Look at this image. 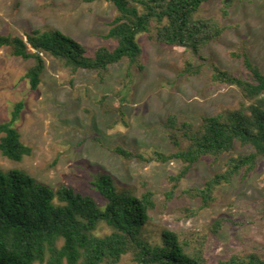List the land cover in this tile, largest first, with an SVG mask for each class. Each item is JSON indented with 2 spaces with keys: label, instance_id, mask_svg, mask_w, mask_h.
<instances>
[{
  "label": "rangeland",
  "instance_id": "1",
  "mask_svg": "<svg viewBox=\"0 0 264 264\" xmlns=\"http://www.w3.org/2000/svg\"><path fill=\"white\" fill-rule=\"evenodd\" d=\"M116 14L115 5L108 1L0 0V34L25 37L34 29H60L93 53L102 45L115 47V41L105 35ZM200 15L219 19L229 29L202 50L206 59L195 62L204 63L198 74L185 71L186 61L193 56L189 48L160 43L154 33L141 34L145 68H132V81L126 78L127 60L112 65L103 80L96 70L74 73L60 60L46 56L42 83L33 90L25 74L34 61L0 47V123L9 121L15 104L23 101L15 126L22 141L33 148L21 161L0 152V168L27 170L54 189L71 185L93 196L101 207L107 200L92 181L107 173L120 192H155L158 205L144 227V236L152 243L162 242L164 229L209 231L215 220L225 218L228 221L222 230L208 243L210 264L237 252L264 256V158L257 161L249 178L239 176L220 186L212 205L196 215L183 212V208L201 204L198 198L183 194L185 189L202 187L226 169L230 156L254 148L238 145L219 160L203 158L180 182L171 202L166 195L173 184L169 176L181 171L182 161L126 159L115 151L122 145L146 157L155 151L169 153L176 149L167 126L171 115L198 126L203 117L250 103L239 87L214 83L209 63L245 77L242 58L233 55L244 51L264 72V0H234L230 7L225 0H210ZM108 232L110 228L103 224L100 233ZM117 264L139 263L128 253Z\"/></svg>",
  "mask_w": 264,
  "mask_h": 264
},
{
  "label": "trees",
  "instance_id": "2",
  "mask_svg": "<svg viewBox=\"0 0 264 264\" xmlns=\"http://www.w3.org/2000/svg\"><path fill=\"white\" fill-rule=\"evenodd\" d=\"M87 1L115 5L117 14L105 35L115 41V47L102 45L92 53L60 29H34L25 37L0 34V47H8L13 56L34 61L25 74L33 90L42 83L46 56L60 60L74 73L80 69L96 70L103 80L112 65L127 60L126 78L132 81V68H145L138 39L141 34L154 33L160 43L189 48L193 56L186 61L185 71L198 74L204 63L195 62L206 59L202 50L229 29L219 19L200 15L210 0ZM233 1L225 0L226 7ZM233 55L242 58L246 76L209 63L211 78L216 84L239 87L249 100L248 105L203 117L198 126L186 120L180 122L176 115H171L167 126L176 149L169 153L155 151L146 157L122 145L115 147L126 159L184 163L178 174L169 176L173 184L166 194L168 202L177 196L180 182L203 158L219 160L238 145L254 148L253 152L230 156L226 169L215 173L202 187L183 191L201 202L196 208H183L188 216L212 205L223 184H231L239 176L249 178L257 161L264 158V72L246 52ZM23 108V101L16 103L11 119L0 123V152L16 161L33 152L15 126ZM92 184L107 200L104 207L93 196L71 185L61 184L54 189L27 170L0 168V264H117L128 253L139 264H210L209 240L222 230L227 219L215 220L209 231L164 229L162 242L152 243L145 238L144 227L158 205L154 191L146 189L141 195L120 192L107 173L96 176ZM103 224L110 232L100 233ZM218 264H264V256L254 251L237 252L220 259Z\"/></svg>",
  "mask_w": 264,
  "mask_h": 264
}]
</instances>
